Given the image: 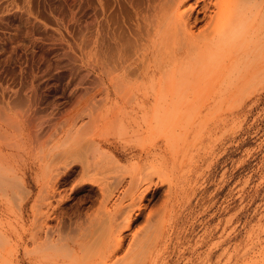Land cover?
Returning <instances> with one entry per match:
<instances>
[{
  "label": "rangeland",
  "instance_id": "1",
  "mask_svg": "<svg viewBox=\"0 0 264 264\" xmlns=\"http://www.w3.org/2000/svg\"><path fill=\"white\" fill-rule=\"evenodd\" d=\"M159 2L0 0V264H264V0Z\"/></svg>",
  "mask_w": 264,
  "mask_h": 264
},
{
  "label": "bare ground",
  "instance_id": "2",
  "mask_svg": "<svg viewBox=\"0 0 264 264\" xmlns=\"http://www.w3.org/2000/svg\"><path fill=\"white\" fill-rule=\"evenodd\" d=\"M158 1H160L158 6L160 10V14H159L160 18L158 20L159 22L158 25H160L161 29H163L164 32H167L168 35H170L168 38L177 39L178 36H181L184 46H186L185 44H187L191 36L189 27L187 25V19L190 12L195 9L196 5H200L199 12H202L204 16L206 15V12L210 6H213L214 8V10L212 11L213 14L211 15L209 13L207 15V19L205 21V27H204V29H208L209 31L208 36L210 39L214 38L215 36H219L220 34L219 32H217V30L221 28L227 30L230 29V31L237 30L240 32H246L248 30H253L254 32H256L258 30V26L256 25L257 26L256 27L255 25H249L247 19L238 18L237 20V18H235L236 12L230 9L232 6H236L244 2L245 0H195V3L193 5L188 4L189 0H158ZM247 45L245 47H247ZM249 68H245L244 71L256 70L259 68V64L254 63ZM135 192L136 191H131L127 194L130 203L133 202L134 200ZM130 222H131L130 216H127L125 227Z\"/></svg>",
  "mask_w": 264,
  "mask_h": 264
}]
</instances>
